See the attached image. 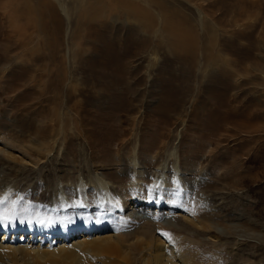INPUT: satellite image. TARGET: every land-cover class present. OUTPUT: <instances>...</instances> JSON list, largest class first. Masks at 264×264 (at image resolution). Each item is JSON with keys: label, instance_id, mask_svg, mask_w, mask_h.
<instances>
[{"label": "rangeland", "instance_id": "1", "mask_svg": "<svg viewBox=\"0 0 264 264\" xmlns=\"http://www.w3.org/2000/svg\"><path fill=\"white\" fill-rule=\"evenodd\" d=\"M5 145V229L108 222L264 264V0H0Z\"/></svg>", "mask_w": 264, "mask_h": 264}, {"label": "bare ground", "instance_id": "2", "mask_svg": "<svg viewBox=\"0 0 264 264\" xmlns=\"http://www.w3.org/2000/svg\"><path fill=\"white\" fill-rule=\"evenodd\" d=\"M3 149L0 148V153L8 158L18 162L23 160L12 147L5 145ZM136 201L149 206L148 201L139 198ZM170 202L164 203L162 208L170 211L173 207ZM152 206L160 208L156 202ZM176 210L188 223L204 228L203 223L190 212ZM33 223L21 229L0 226V264H198L197 255L189 256L180 243L164 235L149 233L131 241L133 238L119 236L108 222L100 225L86 220L70 224L65 221L42 225ZM213 240L218 238L214 236ZM134 245L141 251L138 260L132 255Z\"/></svg>", "mask_w": 264, "mask_h": 264}]
</instances>
